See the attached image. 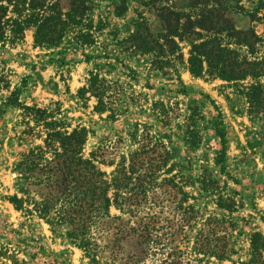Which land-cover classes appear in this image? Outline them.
<instances>
[{
	"label": "rangeland",
	"instance_id": "1",
	"mask_svg": "<svg viewBox=\"0 0 264 264\" xmlns=\"http://www.w3.org/2000/svg\"><path fill=\"white\" fill-rule=\"evenodd\" d=\"M89 1L98 37L92 44L36 47L33 29L26 30L19 41L0 40V75L4 76L0 88V264H12L10 255L30 264H122L138 234L139 264H159L167 254L173 264H192L196 262L193 236L207 217L223 216L235 225L231 239L237 253L232 260L241 264L247 258L250 234L264 235V101L256 95L251 105L245 96L246 87L256 79L193 77L187 64L188 43L177 41L176 50L166 39L163 23H173L174 12L180 17L178 23H187L190 15L212 18L215 14L214 19L225 18L237 29H252L259 37L256 53L264 58V0H224L214 11L210 5L193 7L194 0ZM69 3L60 0L63 9ZM115 5L126 9L117 15ZM169 15L172 21L165 20ZM222 39L227 41L224 35ZM91 72L110 83L114 119L107 116L108 111H94L93 96L77 95ZM259 80L264 82V77ZM14 90L16 102H8ZM32 105L56 112L69 125L68 131L85 126L83 154L93 152L108 179L116 164L125 160L129 176L125 208L112 204L98 227L96 247L101 257L97 263L89 262L63 227L53 231L45 220L16 210L9 200L14 195L23 198L25 188L39 200L32 190L40 187L28 184L18 173L23 155L42 144L40 128L29 130L33 122L24 107ZM215 123L226 139L223 168L215 163L221 149L213 131ZM191 128L196 138L192 144L186 139ZM160 144L169 153L163 166L157 159L163 150ZM203 180L206 190L201 187ZM219 195L227 203L233 200L230 211L217 205Z\"/></svg>",
	"mask_w": 264,
	"mask_h": 264
},
{
	"label": "trees",
	"instance_id": "2",
	"mask_svg": "<svg viewBox=\"0 0 264 264\" xmlns=\"http://www.w3.org/2000/svg\"><path fill=\"white\" fill-rule=\"evenodd\" d=\"M223 2L224 0H194L192 6H203L199 9H204L210 5V9L214 11L213 9ZM114 8L118 12L117 15L126 9L120 5H115ZM91 11L89 0H70L66 9L60 6V0H0V40L11 43L19 41L23 39L26 30L33 29V45L36 47L50 49L61 46L64 49L65 43L73 42L89 45L98 38L96 29H93L92 17L89 16ZM177 14L173 13V23H163V29L166 31V39H170V45L175 46L176 50H179L177 41L184 40L188 43L187 64L190 74L193 77L207 74L234 82L248 78L256 79L254 84L246 87L245 96L251 105L252 101L256 100L253 99L256 95H260L264 101V82L259 80L264 77V58L258 57L256 53L255 47L259 41L257 34L252 29H237L220 16L214 19L215 14L212 18H207L204 14H197L193 18L190 15L187 17V23H178L180 17ZM172 19L170 15L165 17V20ZM223 35L227 41H223ZM2 78L4 76L0 75V88L4 82ZM15 92L16 90L10 93L8 102H16ZM87 93L96 99L94 111H108L107 116L111 119L117 116L114 102L111 100L113 92L109 81L91 72L88 84L81 87L77 95L85 99ZM24 109L33 122L29 130L40 128L42 144L29 148L23 155L18 164V173L29 180L28 184L40 187L32 190L39 200L31 198L27 188L22 191L23 198L14 195L9 200L16 210L45 220L51 230L63 227L66 237L83 251L89 262L97 263L101 257L96 247L100 238L96 233L98 227L109 216L112 204L119 209L125 208L124 188L129 178L125 171V160L121 159L116 164L111 178L108 179L105 171L96 164V155L93 152L89 156L83 154L88 135L85 126L76 125L68 131L69 125L60 120L56 112L36 105ZM190 119L192 126L194 121ZM213 131L221 144L215 163L223 168L225 135L217 123L213 124ZM186 139L191 144L195 142L193 128L187 133ZM160 148L163 150L158 153L157 159L159 166H163L169 158V153L165 145L160 144ZM133 155L136 157L138 153ZM133 155L131 161L134 159ZM131 171H135L133 167ZM201 187L206 190L208 184L203 180ZM227 201L219 195L217 205L230 211L233 200L232 203ZM219 224L222 227H219ZM234 226L233 222L224 216L207 217L204 227L193 236L191 251L195 254L193 260L196 262L192 264H202L203 261V264H224L226 260L236 264L232 260V255L237 253L235 242L231 239ZM219 228L222 234L217 235ZM138 237L141 235L138 234ZM137 238L135 246L132 244L127 253V261L122 264H139L136 246L140 241ZM150 240L152 242V239ZM148 242L149 239L144 241L145 244ZM199 255L202 257L198 258ZM169 256L170 254L165 255L166 259L159 264H173L174 259L169 260ZM136 257L138 259L134 260ZM211 257L217 261H210ZM10 258L12 264H30L15 255H10ZM105 264L115 263L109 261ZM241 264H264V235L261 232L253 231L250 234L247 258Z\"/></svg>",
	"mask_w": 264,
	"mask_h": 264
}]
</instances>
